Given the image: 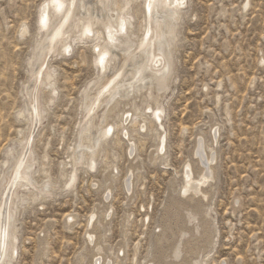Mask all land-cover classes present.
Returning a JSON list of instances; mask_svg holds the SVG:
<instances>
[{
    "label": "rangeland",
    "instance_id": "374dc122",
    "mask_svg": "<svg viewBox=\"0 0 264 264\" xmlns=\"http://www.w3.org/2000/svg\"><path fill=\"white\" fill-rule=\"evenodd\" d=\"M43 1L0 0V162L4 152L26 136V121L16 115L23 104L21 90L29 81L28 60ZM186 1L174 80L163 99L165 151L156 154V128L145 110V133L127 125V139L114 130L103 145L104 162H114V173L104 163L91 174L80 167L71 189L66 186L69 149L76 140L84 90L97 70L90 40L85 45L75 42L69 55L49 57L48 64L56 70L57 99L49 107V93L42 90L40 101L47 114L33 133L32 146L35 169L47 155L53 188L51 197L30 195L20 207L17 256L11 264H95L97 257L103 264H132L136 244V264H155V241L165 232L162 222L170 199L178 200L182 171L187 164L193 172L197 169L198 138L204 153L213 158L214 172L206 207L215 244L201 256L202 264H264V0ZM243 5L249 6L243 11ZM22 25L27 33L20 39ZM134 101L140 104L141 97ZM111 110L106 121L110 126L117 120ZM127 143L135 145L132 155ZM130 173L127 193L123 181ZM45 176L38 172L34 179L41 184ZM94 212L102 252L89 263L97 252L84 231H89L86 224ZM203 221L197 216L196 237L203 232Z\"/></svg>",
    "mask_w": 264,
    "mask_h": 264
},
{
    "label": "bare ground",
    "instance_id": "6f19581e",
    "mask_svg": "<svg viewBox=\"0 0 264 264\" xmlns=\"http://www.w3.org/2000/svg\"><path fill=\"white\" fill-rule=\"evenodd\" d=\"M61 3L63 8H57L54 0H44L39 8L38 32L28 60L29 81L21 90L23 104L16 115L19 120L26 121V136L14 142L0 162V264H11L17 256L16 218L27 197L36 194L51 197L53 184L46 171L47 155L42 157L45 162L39 163L35 169L37 158L32 146L33 133L47 114L40 101L42 90L49 93V107L57 99L56 70L48 64L49 57L69 55L75 42L85 45L84 42L90 40L93 66L97 70L96 79L84 90L79 105L76 140L68 156L71 167L66 180L68 189L75 186L80 167L91 174L99 163H104L110 167V174L114 173V162L110 165L104 162L103 145L114 130L125 139L129 136V126L145 133L146 126L142 121L146 117L145 110L149 113L150 124L156 128V154L165 151L166 136L161 131L163 99L174 80L175 53L187 1L151 0V11L150 0H61ZM248 6L243 5L242 10ZM26 33L27 26L22 25L19 38L25 37ZM102 56L104 62L101 65ZM138 95L140 104L134 101ZM119 105L123 109L118 110ZM110 109L115 120L117 118L111 126L106 124ZM138 116L142 122H138ZM216 131L213 143H217ZM196 144L197 169L193 172L191 165L187 164L182 171L178 200L170 199L167 217L162 222L165 232L155 241V264H202L201 256L213 250V223L207 220L210 208L206 207L210 196L207 188L214 179L213 158L204 153L201 138ZM127 145L133 147L130 149L132 155L135 145ZM38 172L46 175L41 184L34 179ZM130 175L127 181H123L124 188L128 185L127 193H131L132 187L133 175ZM109 192L107 194L111 195ZM183 211L185 214L181 215ZM197 216L204 220V224L202 234L196 237L199 231V224L195 223ZM66 218L67 223H73L71 217ZM89 218L85 239L97 253L86 262L93 263V258L102 252V233L94 227L96 212ZM137 248L138 244L133 249L132 264H136ZM45 249L44 243L42 250ZM183 254L184 259L180 261ZM97 262L103 264V258L97 257L95 264Z\"/></svg>",
    "mask_w": 264,
    "mask_h": 264
},
{
    "label": "snow or ice",
    "instance_id": "6c2138e0",
    "mask_svg": "<svg viewBox=\"0 0 264 264\" xmlns=\"http://www.w3.org/2000/svg\"><path fill=\"white\" fill-rule=\"evenodd\" d=\"M54 3L56 4L57 8H63V4L61 3V0H54ZM149 11H151V0H150V5H149ZM103 62H104V57L102 56L100 58L101 65L103 64Z\"/></svg>",
    "mask_w": 264,
    "mask_h": 264
}]
</instances>
